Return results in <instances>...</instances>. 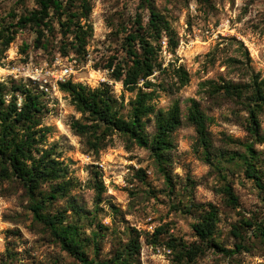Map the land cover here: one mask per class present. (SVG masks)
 Listing matches in <instances>:
<instances>
[{"label": "rangeland", "instance_id": "rangeland-1", "mask_svg": "<svg viewBox=\"0 0 264 264\" xmlns=\"http://www.w3.org/2000/svg\"><path fill=\"white\" fill-rule=\"evenodd\" d=\"M36 1L0 0V31L17 19L14 15L36 8ZM154 1L179 41L172 50L167 37L162 39L159 61L163 69L151 76L157 93L155 108L166 110L176 101L182 108V125L173 134L175 147L159 158L148 147L128 149L125 138L116 133L97 152L88 145L90 136L72 127V121L82 119V114L70 95L60 88L53 90L43 97L46 108L38 114L40 126L50 128L41 146L62 162L66 179H72L76 187L69 196L47 204L45 213L63 214L64 224L77 228V239L94 264H112L133 238L139 239L141 250L131 264H264V235L256 230L264 225V144L255 146L263 183L258 186L246 176L242 157L244 143L251 139L246 104L224 91L211 93L214 84L249 87L254 76L264 79V0ZM92 3L93 35L86 60L62 57L56 49L61 44L57 32L50 51L34 47L35 34L28 28L18 33L4 53L0 41V53L12 56L13 63L30 61L53 67L58 60L57 68L65 64L73 69L74 83L108 84L125 116L136 92L126 90L107 63L110 55L123 58V31L132 27L141 0ZM24 44L31 46L25 53L21 51ZM175 64L189 72L190 81L183 87L173 72ZM0 83L7 102L16 94L22 103V96L12 90L19 80L5 78ZM191 99L200 103L207 116L213 140L210 153L188 120ZM261 120L264 129V114ZM146 129L152 138L156 130L153 114ZM100 181L104 190L97 204L95 186ZM227 185L233 188L237 203L229 200ZM52 187L53 183H46L42 189L48 193ZM32 202L19 178L0 179V264H80L34 218ZM212 208L217 211L213 237L223 247L234 249L231 254L196 235L194 224ZM158 228L162 230L157 243H151ZM170 241L200 245L202 252L193 263L180 261L178 250L166 244ZM238 243L244 248L236 250Z\"/></svg>", "mask_w": 264, "mask_h": 264}, {"label": "trees", "instance_id": "trees-1", "mask_svg": "<svg viewBox=\"0 0 264 264\" xmlns=\"http://www.w3.org/2000/svg\"><path fill=\"white\" fill-rule=\"evenodd\" d=\"M36 3V8L14 15L17 19L11 25L2 27V53L10 47L19 32L28 28L35 34L34 47L50 51L52 39L57 32L61 34V44L56 49L62 57L74 55L86 60L89 39L93 35V25L90 23L92 0H37ZM140 9L132 27H126L123 31V58L110 55L107 63V68L113 69V77L122 81L126 90L136 92L127 115L121 114L118 99L106 83L90 87L67 80L60 83V89L70 95L76 110L82 114V119L72 121L73 129L90 136L87 142L93 150L100 151L106 138L118 133L125 138L128 149L133 145L148 147L160 158L175 147L173 134L182 125V108L177 101L166 110L155 108L157 93L153 89L155 83L151 76L156 70L163 69L162 62L159 61L162 39L167 37V45L172 50L176 49L179 41L170 20L156 6L154 0H141ZM30 47L29 44H24L21 51L25 53ZM173 72L179 87L189 83V72L183 65L175 64ZM3 89L0 83V179L19 178L33 199L31 209L34 218L44 223L60 241L62 248L80 264H94L77 239V228L72 224L65 225L63 214L45 213L47 204L69 196L76 183L72 179H66L65 168L57 157H53L52 151L41 146L46 133L50 131V128L40 126L41 120L38 117L46 108L43 104L44 94L33 86L17 83L12 90L22 96L20 106L16 94L7 102ZM222 91L232 98L242 99L246 104V129L251 139L244 143L246 153L242 154L246 165L245 174L258 186H262V174L257 167L259 151L255 146L264 144L261 120L264 114V79L256 75L249 87L225 83L214 84L211 89L213 95ZM152 114L156 130L150 138L146 128L147 119ZM188 120L195 126L199 142L210 153L213 140L208 129L207 116L196 99H191ZM46 183H53L48 193L42 189ZM95 188L96 201L99 204L102 201L104 185L100 181ZM225 191L229 200L237 203L233 188L227 185ZM216 224L217 211L212 208L194 224L196 235L218 250L233 253L234 249H227L214 239ZM257 228L264 235V225H258ZM161 230L156 229L151 243H157L156 237ZM236 235H241V232L237 231ZM166 244L177 249L180 261L185 259L186 263H193L202 252L201 246L196 244L190 246L184 242L172 241ZM243 248L242 243L236 245V250ZM140 250L139 239L133 238L114 256L112 264H131L134 254Z\"/></svg>", "mask_w": 264, "mask_h": 264}, {"label": "built area", "instance_id": "built-area-1", "mask_svg": "<svg viewBox=\"0 0 264 264\" xmlns=\"http://www.w3.org/2000/svg\"><path fill=\"white\" fill-rule=\"evenodd\" d=\"M164 43L167 42L164 41ZM15 55H17V50ZM12 58L7 53L3 55L0 53V79L10 78L16 81L19 80L20 83L27 86L35 85L37 90L42 92L44 96H48L53 90L60 88L61 82L72 80L73 69L64 64L62 67H58L60 69L58 70L57 66H60L58 60L51 67V65H36L30 61L13 63ZM21 104L19 103L20 106Z\"/></svg>", "mask_w": 264, "mask_h": 264}]
</instances>
